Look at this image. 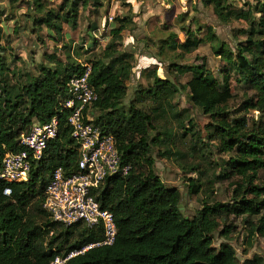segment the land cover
I'll return each instance as SVG.
<instances>
[{
    "label": "trees",
    "instance_id": "trees-1",
    "mask_svg": "<svg viewBox=\"0 0 264 264\" xmlns=\"http://www.w3.org/2000/svg\"><path fill=\"white\" fill-rule=\"evenodd\" d=\"M201 1L212 7L223 24L233 20L249 23L246 41L237 47L236 55L219 41L212 48L230 65L226 74L235 72L253 91L254 96L243 103L245 115L230 111L234 97L230 88L221 86L203 64L174 65L179 73L191 74V79L179 87L159 80L154 72V85L147 92L153 105L150 111L132 105L126 115L120 102L126 96L133 58L114 49V45L98 58L82 63L76 59L82 47H77L74 56L66 53L64 63L55 54L45 55V61L53 68L42 66L36 69V75L11 69L0 56V167L7 153L22 151L18 139L33 124L44 125L54 117L58 121V136L48 143L44 158L32 169L29 181H0V264H51L56 257H65L102 237L84 225L65 228L53 223L42 209L53 172L61 169L67 175L77 170L79 151L67 123L71 112L64 105L71 98L70 80L81 75L86 65L91 68L89 83L97 95L86 108V122L114 137L122 156L121 165L128 171L108 179L98 196L102 208L114 217V244L90 249L65 264H237L236 252L230 245L213 247L219 219L229 214L255 218L248 222L250 236L264 237V182L259 183V173L264 172V3L257 0L253 10L233 14L226 0ZM24 3L32 11L35 33L45 30L47 37H54L56 42H63L65 25L76 29L79 10L103 8L102 0H62L57 8L46 0ZM115 21L117 26L110 32L114 41L120 40L131 24L126 18ZM208 34L214 38L212 28ZM2 39L0 29V43ZM198 46L199 40L187 33L186 41L173 43L172 48L191 54ZM180 92L186 93L192 107L209 117L208 138L228 157L220 166L218 179H234L229 185L235 186L232 205L203 206L191 219L180 212V192L166 188L153 168L151 145L165 144L168 138L161 139V133H157L149 142L150 131L159 129L160 118L166 117L174 95ZM89 108L100 115L87 119ZM251 111L260 116L257 126L248 124L246 114ZM188 125L193 127L192 121ZM197 183L191 181L192 193L201 191ZM6 189L10 190L9 195L4 194ZM246 195L251 198L245 200ZM220 235L227 238L229 229Z\"/></svg>",
    "mask_w": 264,
    "mask_h": 264
},
{
    "label": "rangeland",
    "instance_id": "rangeland-1",
    "mask_svg": "<svg viewBox=\"0 0 264 264\" xmlns=\"http://www.w3.org/2000/svg\"><path fill=\"white\" fill-rule=\"evenodd\" d=\"M24 1L0 0L3 35L0 56L11 69L36 75V69L42 66L53 68L45 61V55L55 54L64 63L66 53L74 56L77 47H82L76 58L82 63L98 58L107 47L114 45V49L133 58L126 82V96L120 102V108L126 115L132 105L150 111L153 105L147 92L154 85V72L159 80L172 82L176 87L191 79L190 73L181 74L174 65H205L221 86L230 88L234 96L230 102L233 113L245 115L243 103L254 96L235 72L226 74L230 65L212 49L219 41L236 55L237 47L246 41L248 21L233 20L230 24H223L216 18L212 7L204 6L201 0H102L103 8L100 10H79L76 29L64 26L63 42L47 37L45 30L35 33L32 11L27 10ZM46 1L57 8L62 0ZM131 2L137 4L131 5ZM226 2L233 14L247 12L249 8L253 10L257 4V0ZM116 18L130 19L131 24L121 34V39L114 41L110 32L117 26ZM209 28L213 29L214 38L208 34ZM187 33L199 40L197 50L191 54H183L178 47L172 48L173 43L183 44ZM171 106L173 110L167 108L166 117L160 118L159 129L149 134V142L157 133H161V139L168 138L165 144L151 145L156 176L166 188L180 192V212L188 219L193 218L203 206L216 203L232 205L235 186L229 184L234 179H218L220 166L228 157L221 154L217 144L208 138L209 117L192 107L183 92L174 95ZM87 113L93 120L100 115L99 111L90 108ZM246 117L250 127L260 124V116L256 112L251 111ZM189 121L193 127L188 125ZM165 132L169 135L164 136ZM192 167L198 170H190ZM259 177V183L264 182V172L261 171ZM191 181L201 186L198 194L192 193ZM250 198L249 195L244 197L245 200ZM252 221L255 218L222 215L219 228L213 235V247L218 249L224 244L230 245L236 252L237 264H264V237L250 236L248 222ZM226 228L229 235L224 238L220 233Z\"/></svg>",
    "mask_w": 264,
    "mask_h": 264
},
{
    "label": "built area",
    "instance_id": "built-area-1",
    "mask_svg": "<svg viewBox=\"0 0 264 264\" xmlns=\"http://www.w3.org/2000/svg\"><path fill=\"white\" fill-rule=\"evenodd\" d=\"M90 73L91 68L86 65L81 75L70 80L71 98L64 105V109L71 112L67 123L79 151L77 170L67 175L61 169L53 172L45 189L42 209L53 223L65 228L84 225L94 233L100 232L102 237L65 257H56L51 264H65L90 249L111 246L116 238L114 217L102 208L98 196L108 179L125 175L128 168L121 165L122 156L114 137L103 134L98 127L86 122V108L97 98L89 83ZM87 114V119H90ZM57 136L56 117L44 125L33 124L29 132L18 139L22 151L5 155L0 167V181L27 183L32 169L44 158L48 143ZM4 194L9 195L10 190L6 189Z\"/></svg>",
    "mask_w": 264,
    "mask_h": 264
},
{
    "label": "crops",
    "instance_id": "crops-1",
    "mask_svg": "<svg viewBox=\"0 0 264 264\" xmlns=\"http://www.w3.org/2000/svg\"><path fill=\"white\" fill-rule=\"evenodd\" d=\"M140 3H142V2H140ZM129 4H130V2H129ZM135 4H137V3L136 2H134V3L131 2V5H135Z\"/></svg>",
    "mask_w": 264,
    "mask_h": 264
}]
</instances>
